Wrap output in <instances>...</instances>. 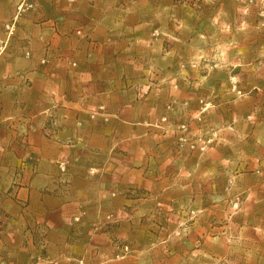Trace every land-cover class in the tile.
<instances>
[{"label":"rangeland","instance_id":"obj_1","mask_svg":"<svg viewBox=\"0 0 264 264\" xmlns=\"http://www.w3.org/2000/svg\"><path fill=\"white\" fill-rule=\"evenodd\" d=\"M29 68L47 123L62 70L76 127L135 125L99 211L74 223L20 202L0 142V264H264V0H0V88ZM70 160L54 159L59 178Z\"/></svg>","mask_w":264,"mask_h":264},{"label":"crops","instance_id":"obj_2","mask_svg":"<svg viewBox=\"0 0 264 264\" xmlns=\"http://www.w3.org/2000/svg\"><path fill=\"white\" fill-rule=\"evenodd\" d=\"M11 74L16 78L2 80L4 86L0 88L3 120L0 142L7 152H12L9 145L15 144L17 149L14 156L20 160V202H26L31 197L32 202L39 203L48 213V223L56 218L74 223L79 214L98 212L102 206L100 202H104L105 177L114 179L120 176L124 166L121 158L128 157L121 148H116V140L121 139L119 134L125 133V139L131 137L128 130L133 122L127 117L120 120L112 118L109 124L97 120L86 121L83 127H76L77 118L87 114L80 107L81 103L66 100L72 77L69 72L61 70L60 77L51 79L50 83L59 82L54 89L61 95L63 103L53 108L54 118L47 123L44 115L47 104L42 102L43 98H47L46 83L40 73L29 68L20 75L25 80L16 72L7 73ZM30 80H33L32 84ZM27 81L29 85H26ZM105 91L108 90H94L90 100L100 102L108 99ZM111 93L114 99L115 93ZM113 110L116 112L115 108ZM83 139L87 148L82 150L77 142ZM61 155H68L71 162L66 176L59 178L54 159ZM117 160L120 163L115 162ZM93 166H99L102 173L91 175L89 170Z\"/></svg>","mask_w":264,"mask_h":264},{"label":"built area","instance_id":"obj_3","mask_svg":"<svg viewBox=\"0 0 264 264\" xmlns=\"http://www.w3.org/2000/svg\"><path fill=\"white\" fill-rule=\"evenodd\" d=\"M14 27H15V22L10 21V22H7L6 23V29H8L10 32L13 31ZM81 32L82 31L79 30V33H81ZM73 64L76 65L77 63L74 62ZM100 108H104V106H100ZM61 168H62V170H65L66 169V162H62L61 163Z\"/></svg>","mask_w":264,"mask_h":264}]
</instances>
